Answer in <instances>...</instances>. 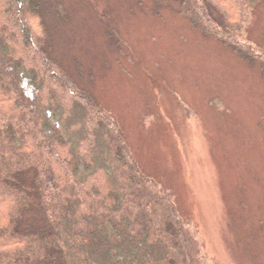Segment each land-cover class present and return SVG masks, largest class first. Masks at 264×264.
I'll return each mask as SVG.
<instances>
[{"label":"rangeland","instance_id":"1","mask_svg":"<svg viewBox=\"0 0 264 264\" xmlns=\"http://www.w3.org/2000/svg\"><path fill=\"white\" fill-rule=\"evenodd\" d=\"M42 1L57 56L172 194L206 264H264V0L244 30L255 60L176 0Z\"/></svg>","mask_w":264,"mask_h":264},{"label":"trees","instance_id":"2","mask_svg":"<svg viewBox=\"0 0 264 264\" xmlns=\"http://www.w3.org/2000/svg\"><path fill=\"white\" fill-rule=\"evenodd\" d=\"M176 1L255 60L244 30L260 0ZM47 9L0 0V264H206L172 194L57 56Z\"/></svg>","mask_w":264,"mask_h":264}]
</instances>
